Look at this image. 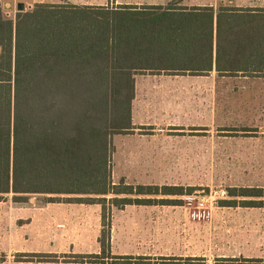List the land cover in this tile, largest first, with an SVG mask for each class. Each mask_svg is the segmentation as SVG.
I'll use <instances>...</instances> for the list:
<instances>
[{"label": "trees", "instance_id": "obj_1", "mask_svg": "<svg viewBox=\"0 0 264 264\" xmlns=\"http://www.w3.org/2000/svg\"><path fill=\"white\" fill-rule=\"evenodd\" d=\"M183 3H40L16 20L0 5V201L100 205L101 252L76 263L133 264L112 254L113 209L175 206L195 191L113 181L114 138L138 129L136 75L264 77V8ZM228 198L223 207L264 209V188Z\"/></svg>", "mask_w": 264, "mask_h": 264}, {"label": "rangeland", "instance_id": "obj_2", "mask_svg": "<svg viewBox=\"0 0 264 264\" xmlns=\"http://www.w3.org/2000/svg\"><path fill=\"white\" fill-rule=\"evenodd\" d=\"M116 9L175 0H1L8 20L36 2ZM264 8V0H183ZM39 4V3H37ZM133 123L114 138L113 181L181 186L179 205L113 209L112 254L133 264H264V209L229 208L228 189L264 188V77L138 74ZM100 205L45 196L0 201V264H79L100 254ZM112 264L113 260H105ZM191 261V262H189ZM89 264V263H87Z\"/></svg>", "mask_w": 264, "mask_h": 264}, {"label": "water", "instance_id": "obj_3", "mask_svg": "<svg viewBox=\"0 0 264 264\" xmlns=\"http://www.w3.org/2000/svg\"><path fill=\"white\" fill-rule=\"evenodd\" d=\"M19 11H20V12H24V11H25V6H24V5H20V6H19ZM1 51H2V50H1V48H0V54H1Z\"/></svg>", "mask_w": 264, "mask_h": 264}, {"label": "crops", "instance_id": "obj_4", "mask_svg": "<svg viewBox=\"0 0 264 264\" xmlns=\"http://www.w3.org/2000/svg\"><path fill=\"white\" fill-rule=\"evenodd\" d=\"M0 2H1V0H0ZM37 3H39V4H40V3H44V2H43V1H40V2H36L35 4H37Z\"/></svg>", "mask_w": 264, "mask_h": 264}]
</instances>
